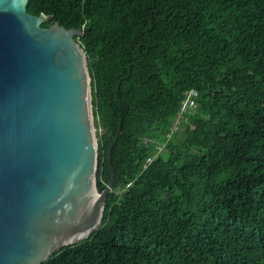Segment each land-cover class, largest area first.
<instances>
[{
	"label": "trees",
	"instance_id": "trees-1",
	"mask_svg": "<svg viewBox=\"0 0 264 264\" xmlns=\"http://www.w3.org/2000/svg\"><path fill=\"white\" fill-rule=\"evenodd\" d=\"M26 9L82 28L97 188L113 183L101 225L41 264H264V0Z\"/></svg>",
	"mask_w": 264,
	"mask_h": 264
},
{
	"label": "water",
	"instance_id": "water-1",
	"mask_svg": "<svg viewBox=\"0 0 264 264\" xmlns=\"http://www.w3.org/2000/svg\"><path fill=\"white\" fill-rule=\"evenodd\" d=\"M0 0V264H41L102 222L82 28ZM120 133V122L108 147Z\"/></svg>",
	"mask_w": 264,
	"mask_h": 264
},
{
	"label": "built area",
	"instance_id": "built-area-1",
	"mask_svg": "<svg viewBox=\"0 0 264 264\" xmlns=\"http://www.w3.org/2000/svg\"><path fill=\"white\" fill-rule=\"evenodd\" d=\"M189 93H190V92H189ZM191 93H193V90L191 91ZM187 94H188V92H185V95H186V96H187ZM182 103H183V107H185V99L182 100ZM175 128H176V125H175V122H173V124H172V126H171V128H170V131H168V132L165 134V138L168 139V138L170 137L171 132H172L173 130H175ZM163 146H164V142L158 143L157 146H156V150H155V153H154V154L159 153V152L161 151V149H162ZM154 154H152V155H150V156H148V157L146 158V162H147V163L151 161V159H152V157H153Z\"/></svg>",
	"mask_w": 264,
	"mask_h": 264
},
{
	"label": "rangeland",
	"instance_id": "rangeland-1",
	"mask_svg": "<svg viewBox=\"0 0 264 264\" xmlns=\"http://www.w3.org/2000/svg\"><path fill=\"white\" fill-rule=\"evenodd\" d=\"M100 130V129H99Z\"/></svg>",
	"mask_w": 264,
	"mask_h": 264
}]
</instances>
